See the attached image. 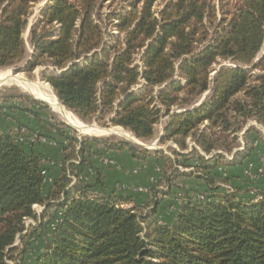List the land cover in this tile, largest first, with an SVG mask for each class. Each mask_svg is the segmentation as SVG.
<instances>
[{
  "label": "trees",
  "instance_id": "obj_1",
  "mask_svg": "<svg viewBox=\"0 0 264 264\" xmlns=\"http://www.w3.org/2000/svg\"><path fill=\"white\" fill-rule=\"evenodd\" d=\"M37 1L0 0V69L25 58L23 33ZM127 1L129 8L109 15L117 17L122 34L112 42L106 41L94 16L100 0L45 4L31 29L34 52L24 70L32 72L45 63L61 69L41 76L66 109L83 122L110 123L142 141L151 140L155 125L168 115L160 141L173 139L180 145L182 150L173 152L181 160L174 163L183 160L189 166L196 158L197 177L212 194L183 201L165 224L147 222L161 200L156 190L155 206L143 213L135 195L107 189L100 175L93 183L82 177L91 155L108 149L127 150L140 160L158 155L162 164L170 156L124 138H78L41 111L49 112L46 103L30 98L31 105L18 106L13 100L23 95L6 93L0 96V114L11 115L19 128L26 124L12 111L32 114L52 129L54 133L45 135L61 145L63 159L46 186L43 155L0 129V264L9 259L23 264L34 235L48 234L52 222L47 242L32 264H264V196L246 200L233 192L217 199L215 194L222 189L218 182L224 181L217 171L220 166L247 169L254 142L264 146V137L253 126L244 134L245 149L234 145V134L250 119L264 124V55L256 60L264 46V0H163L158 9L154 5L159 0ZM226 60L236 65L214 68ZM141 78L146 90H133ZM174 106L184 109L172 111ZM190 135L212 156L196 148L184 151ZM94 144L104 150L96 151ZM219 148L232 153L233 159L214 154ZM180 173L176 168L168 176V186ZM169 190L162 189V197ZM36 205L44 207L41 213ZM28 219L36 224L28 228ZM19 237L21 247L15 246Z\"/></svg>",
  "mask_w": 264,
  "mask_h": 264
},
{
  "label": "rangeland",
  "instance_id": "obj_2",
  "mask_svg": "<svg viewBox=\"0 0 264 264\" xmlns=\"http://www.w3.org/2000/svg\"><path fill=\"white\" fill-rule=\"evenodd\" d=\"M51 0H38L33 4L32 7V13L28 18L27 25L25 27L23 37L26 42V48L27 52L25 55V58L19 62L17 65L7 67L0 69V71H10L12 74H20L24 78L28 79L31 82H37L39 81L42 84H48L45 80H43L41 73L43 71L52 72V73H60L61 69H57L49 64H40L38 65L32 72H27L24 70L26 64L28 61L32 58L34 47L31 44L30 36H31V29L32 26L38 21L40 17V11L42 7L50 2ZM128 1L127 0H100V8L98 10L97 15L94 14L96 17V21L104 28L105 32V38L107 42H112L114 37L122 36V34L119 32V30L116 27L117 24V17L109 16L114 13L120 12L123 8L128 7ZM163 0H159L155 3L154 8L158 9L160 6H162ZM97 12V10H96ZM56 30L55 34L58 32L59 25L56 23L54 26ZM264 55V46L259 53V57L256 59L258 60L260 57ZM136 63L141 66V61L138 56H136L135 59ZM79 61L83 62L84 57H82ZM222 65H230L234 66L236 65L235 62L231 60L221 61L219 64H215L214 68L217 70ZM252 67V66H250ZM15 69H18V72L15 71ZM216 70H214L211 75H213ZM254 73L260 72L259 69H255L253 71ZM146 81L144 79H140V81L132 88L136 91H145L146 90ZM49 85V84H48ZM53 90V88H51ZM158 89V87H157ZM54 91V90H53ZM15 92L18 95H23L21 98H16L13 100V103H15L18 106H29L30 104V98H34L37 100H40L44 103H46L49 106V112L47 113L44 110L43 113L50 116H54L59 122H62L65 127V131L69 134H76L78 138H81L83 136L92 138V137H116V138H124L130 141H133L135 143H138L148 150L152 151L153 153H157L159 151V154H167L172 159H167L164 164H162L158 158V155L151 156L148 160H140L136 159L135 164L131 165L132 161L127 159V156H124L122 158L123 164L121 167L124 166V168H127V175L126 182H122L120 180V177L117 176V179L115 181L116 188L119 189H125L126 193L132 192L139 204L138 211L139 212H148L150 209H152L155 204L152 199V191L156 190V197H160V203L157 209V213L155 216H151L147 222H151L152 220H156L158 223L165 224L166 220L168 218H171L174 215V212L176 211L178 205H180L183 202V199H192V200H199L202 199L199 196H204V198L210 194H212L206 186V183L203 179L198 178L197 174L198 168L196 164L199 162L196 160V158H192L191 164L189 166L183 165L182 163H174L175 160H181V157H177V155L173 152L174 149H179L180 145L174 141L173 139H169L166 142H161L160 138L164 133V124L166 120L168 119V115H163L160 119V121L155 125L156 133L154 137L151 140L148 141H142L138 138H136L131 132L128 130H125L122 127L111 125L110 123L104 125L100 124L97 121H93L91 123H86L81 121L74 112L73 113L81 122V124L88 128H94L98 129L99 132L95 134H89L85 135L83 133H80L78 129L64 121L55 111H53L52 107L49 103H47L44 100H41L31 93H29L27 90L22 88L21 86L9 83L0 85V96L6 93ZM55 93V92H53ZM156 93L153 91V94ZM209 92L205 93L204 95L197 100L193 106L199 105L203 99L206 98L207 94ZM1 98V97H0ZM2 100L0 99V102ZM60 102V101H59ZM157 103V102H155ZM65 107V106H64ZM184 107L181 106H174L172 108V111L174 110H183ZM11 112V111H10ZM15 116L19 117L21 121L24 122V126L19 128L17 126V122L11 115L6 114H0V129L4 132L11 133L13 136L22 143L27 150H31L34 148L37 152H39L41 155H43V161L46 166V186H48L51 181L53 180V176L55 175V172H57L61 166V162L58 164V160L63 159V151L61 145L56 142L54 139L49 138L45 135V133H51L53 132L52 129H50L48 126H43L42 123H40L32 114L28 113H21L18 111V108H15L14 111H12ZM87 125V126H86ZM204 126V125H203ZM250 126L255 127L256 132L264 137V124L258 122L255 119H250L243 130L238 131L236 134L238 139L237 142L234 143L236 146L235 149H245L246 147V139L244 137L245 132L250 128ZM121 128L125 132H127L130 136H125L123 134H120L116 128ZM109 131H115V133H111ZM41 134H40V133ZM102 132V133H101ZM54 133V132H53ZM100 133V134H99ZM56 135V133H55ZM133 138V140L131 139ZM61 141H65L63 137L59 138ZM231 137L229 138V140ZM138 140V141H136ZM224 141V140H222ZM188 147L189 149H185L184 151H190L193 148L198 149L202 154H204L207 158L211 157L212 154H206L199 146L195 143L194 138L190 135L187 137ZM239 143V144H238ZM260 141L256 140L254 142L255 148L253 150L254 156L250 158L247 162L248 167L247 169H240V167L236 170L233 168L220 166L217 171L221 174V178H224V181H219L218 185L221 186V190L216 191L217 193V199H223L224 196L227 194H233V192L239 197L244 198L246 200L248 199H256L257 196H264V146L260 145ZM96 151H103L104 147L100 145H93ZM113 150V149H112ZM108 151L110 149L106 150L103 154H93L91 155V164L87 167V169L84 172V175L82 177L84 182H95L97 178L100 176L103 178V175L101 173L97 174V171L100 172L99 164H106L111 165L114 167L115 161L110 157L112 155H108ZM127 151V150H126ZM234 151V150H233ZM128 152V151H127ZM129 153V152H128ZM213 153H222L223 158L226 160H230L229 157H232V153L228 152L225 148L224 149H215ZM232 160V159H231ZM62 161V160H61ZM128 165V166H127ZM127 166V167H126ZM178 169L181 173L177 175L173 180V184L168 186V176L171 175V173ZM112 169V168H111ZM243 172V173H241ZM187 173V174H186ZM240 173L242 175H240ZM100 175V176H99ZM240 175L241 177H236ZM228 176L230 178L228 179ZM116 177V176H115ZM114 177V178H115ZM225 179L228 181H225ZM121 181V182H120ZM98 188V187H97ZM169 193L166 194L164 197L161 195L162 189H168ZM95 192L94 194H96ZM241 193V194H239ZM204 198L202 200H204ZM263 199V198H262ZM260 200V199H259ZM123 206L125 207H131L132 203H125ZM35 209L38 213H41V211L44 209L43 206L36 205ZM27 227L29 228L32 224H36V221L33 219H28ZM54 227V222H52L49 225L48 234L47 233H36L34 237L31 240L29 251L25 257V260L23 264H32V262L35 260L38 253L43 249L45 243L47 242L48 235L50 233V230ZM15 246L21 247V238L19 237L17 241L15 242ZM18 255V252L16 253ZM19 257V256H17ZM8 264H14L13 260L9 259Z\"/></svg>",
  "mask_w": 264,
  "mask_h": 264
},
{
  "label": "bare ground",
  "instance_id": "obj_3",
  "mask_svg": "<svg viewBox=\"0 0 264 264\" xmlns=\"http://www.w3.org/2000/svg\"><path fill=\"white\" fill-rule=\"evenodd\" d=\"M9 83L17 84L21 86L22 88H24L25 90H27L32 95H34L35 97L49 103L53 111H55L64 121H66L67 123L75 127L76 129H78L80 133L95 134L99 132L98 129L84 127L79 121V119L73 113L68 111V109H66L59 102L58 98L53 93V90L51 89L50 85L42 84L39 81L31 82L20 74H12L9 70L8 71L1 70L0 71V85L9 84ZM116 130L120 134H123L125 136H130L127 132H125L121 128H116Z\"/></svg>",
  "mask_w": 264,
  "mask_h": 264
},
{
  "label": "crops",
  "instance_id": "obj_4",
  "mask_svg": "<svg viewBox=\"0 0 264 264\" xmlns=\"http://www.w3.org/2000/svg\"><path fill=\"white\" fill-rule=\"evenodd\" d=\"M108 153V155H112V156H110L114 161H115V166L114 167H112L111 165L109 166V165H106V164H99V169H100V173L103 175V186H105L107 189L109 188H112V187H116L115 186V181H116V179H117V176H119L120 177V180L123 182L124 181V183L126 182V178L128 177V175H127V168H124V166L123 167H121V165L123 164V161H122V158H121V156L122 157H124V156H127V159L128 160H130V161H132V163H131V165L133 164H135V161H136V159L135 158H133L131 155H130V153H128L126 150H112V149H110V151H108L107 152ZM124 165V164H123ZM112 168V169H111ZM58 173V171L57 172H55V175ZM116 176V177H115ZM115 177V178H114ZM120 181V182H121ZM100 184L101 183H98V187L100 186ZM124 191H125V189H123ZM131 194H133L132 192H130ZM239 194H241V193H239ZM134 195V194H133ZM239 196V195H238ZM253 200V199H252Z\"/></svg>",
  "mask_w": 264,
  "mask_h": 264
},
{
  "label": "built area",
  "instance_id": "obj_5",
  "mask_svg": "<svg viewBox=\"0 0 264 264\" xmlns=\"http://www.w3.org/2000/svg\"><path fill=\"white\" fill-rule=\"evenodd\" d=\"M61 71H62V70H60V72H61ZM229 159H230V160L233 159V155H232V157L230 156ZM199 197H201L202 199L204 198V196H202V195L199 196ZM262 198H263V196H262V195H261V196L259 195V196H257L256 199H262ZM185 200H187V199L185 198ZM185 200L183 199V201H185Z\"/></svg>",
  "mask_w": 264,
  "mask_h": 264
},
{
  "label": "water",
  "instance_id": "obj_6",
  "mask_svg": "<svg viewBox=\"0 0 264 264\" xmlns=\"http://www.w3.org/2000/svg\"><path fill=\"white\" fill-rule=\"evenodd\" d=\"M15 71L18 72V69H15ZM63 106H64V105H63ZM86 126H87V125H86ZM109 132L117 134L115 131H113V132H112V131H109ZM85 135H89V134H85ZM131 139L133 140V138H131ZM136 141H138V140H136Z\"/></svg>",
  "mask_w": 264,
  "mask_h": 264
}]
</instances>
